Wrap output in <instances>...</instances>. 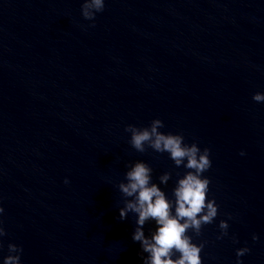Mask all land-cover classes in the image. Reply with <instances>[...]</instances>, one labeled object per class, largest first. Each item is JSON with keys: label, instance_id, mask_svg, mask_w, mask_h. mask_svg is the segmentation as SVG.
I'll return each mask as SVG.
<instances>
[{"label": "water", "instance_id": "water-1", "mask_svg": "<svg viewBox=\"0 0 264 264\" xmlns=\"http://www.w3.org/2000/svg\"><path fill=\"white\" fill-rule=\"evenodd\" d=\"M81 3L0 0L5 251L20 246L21 264H141L116 186L137 160L153 182L172 173L166 193L183 174L128 144L126 125L160 119L210 151L219 208L194 237L203 264H235L245 246L242 264H264V103L251 100L264 93V0H105L94 22Z\"/></svg>", "mask_w": 264, "mask_h": 264}, {"label": "clouds", "instance_id": "clouds-1", "mask_svg": "<svg viewBox=\"0 0 264 264\" xmlns=\"http://www.w3.org/2000/svg\"><path fill=\"white\" fill-rule=\"evenodd\" d=\"M105 0H82L80 15L84 20L93 21L102 12ZM251 100L264 103V93L255 92ZM160 119H153L144 127L126 125L124 132L129 134L128 144L136 152L144 153L151 149L158 154H167L176 168H183V174H176L170 192L162 190L172 173L165 171L153 182L152 168L144 161H133L125 165L123 181L116 187L122 196V206L117 208L120 221L129 215L134 217L131 240L139 245L141 264H203L201 252L204 241L194 242L201 235L204 225L212 224L218 215L219 205L208 197L210 180L203 173L209 170L211 160L207 147L201 149L197 142L185 141L181 133L162 132ZM239 155L243 156L241 151ZM67 184L68 180L65 179ZM4 209L0 207V215ZM228 219H232L231 216ZM151 224L145 234L144 226ZM217 227L220 240L228 235V222L219 220ZM5 230L0 222V240ZM256 234L251 239L257 240ZM235 244V237L232 238ZM20 246L8 243L6 251L0 243V264H21ZM249 252L247 246L235 249V264H242L241 257Z\"/></svg>", "mask_w": 264, "mask_h": 264}]
</instances>
